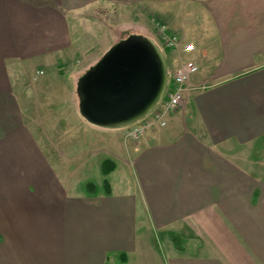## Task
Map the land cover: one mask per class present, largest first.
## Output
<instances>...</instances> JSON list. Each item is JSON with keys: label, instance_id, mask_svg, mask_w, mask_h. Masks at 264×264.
<instances>
[{"label": "crops", "instance_id": "1", "mask_svg": "<svg viewBox=\"0 0 264 264\" xmlns=\"http://www.w3.org/2000/svg\"><path fill=\"white\" fill-rule=\"evenodd\" d=\"M152 11L196 45L195 87L169 127L104 141L78 56L102 43L99 14H135L120 28L153 41ZM153 230L168 264H264V0H0V264H157Z\"/></svg>", "mask_w": 264, "mask_h": 264}, {"label": "water", "instance_id": "2", "mask_svg": "<svg viewBox=\"0 0 264 264\" xmlns=\"http://www.w3.org/2000/svg\"><path fill=\"white\" fill-rule=\"evenodd\" d=\"M168 66L159 47L139 34L122 39L79 79L81 114L92 124L123 127L136 122L162 98Z\"/></svg>", "mask_w": 264, "mask_h": 264}, {"label": "rangeland", "instance_id": "3", "mask_svg": "<svg viewBox=\"0 0 264 264\" xmlns=\"http://www.w3.org/2000/svg\"><path fill=\"white\" fill-rule=\"evenodd\" d=\"M195 10L197 12V14H196L197 19H202L205 16V14H206V12H205L204 15H201L203 13L202 6L199 9V7L197 5ZM152 13L153 14H151L152 15L151 19H148V24L151 25L152 30L157 34L158 26L156 24L159 22V23H162L163 25H166V23L163 20L160 21L158 15L156 13H154V11H152ZM99 15L97 16V20L96 21H92V23L97 26V28L99 30V33H100V36H103L102 37L103 38L102 39V43H100V46L97 44L95 52L92 55L86 56V55L80 54L78 56V60H80L81 63L79 64V67L77 68V71L75 70V72L77 73V75L75 76L77 82L86 73V71L90 67L95 65L96 62L105 54V52L109 48H111L115 43H117L118 41H120L122 39H125V38H127V37H129L131 35H134V33H132L133 32V29H131L132 27H129V26H125V27H122V28H120V27L122 25H125L126 23H128V21L137 20L138 18H137V16L135 14L134 15H124L123 14L122 16H120L118 21L115 20L117 15H115L114 13L111 14V15L102 14V15H100L102 17V20H103L102 22L99 21V19H100ZM181 19H182V21L184 23H186V26L189 29H192L194 27L191 24L192 21L189 18H186L185 16H182ZM193 23H195V22H193ZM118 27H119V30L114 33V30L118 29ZM153 41L158 46L161 45L160 49L163 50L162 53H163L164 56H166V63H167V65H168V67L170 69L174 66L175 59L180 60L179 58L192 57L193 54H194V53H190V54L188 53V54L180 55L179 53H176L175 51L167 50L166 48H164L162 46V43L160 42L159 37L157 35H156V37L153 38ZM187 42L188 41H184V43H187ZM94 48L95 47H92L91 50H94ZM84 63L87 66L85 68H84ZM69 71L70 70H66V69L62 70L60 72L61 73L60 75L64 78V77L68 76ZM58 75H59V73L56 74V76H58ZM68 77H71V76L69 75ZM75 77L74 76L71 77L73 79V80H71V83H74V78ZM31 81L33 82L32 85H36L37 90L41 91L44 88L43 85L39 84L42 81L41 78L36 79V80L31 79ZM76 87H77V85H76ZM194 87H195V85L191 81V83L189 85L188 93H190L191 90ZM67 88L69 89L70 86L67 87L65 84H64V86H62V89H66L67 90ZM41 95H42L41 92H39V94L38 93L37 94L34 93V97L32 95L31 99L35 100L39 96L41 97ZM79 103H80V99H79ZM72 105H73V109H74V101H72L68 105V107L71 108ZM35 106H36V104L34 103V109H35ZM46 115H47V112L44 110V111H42V117H40V118L36 117V119H34L37 122V125L39 126V128L46 127L47 122L49 120ZM72 122H74V120H72ZM76 125L80 126L79 124H76ZM167 125L165 126L166 128L169 127ZM127 126L128 125L123 126V127H110V129H113V130H100L101 131V136L100 137L104 141H111L112 143L113 142L114 143H117V142L121 143L124 140L126 141V140H128L126 138V136H125V130H126ZM100 127H102V126H100ZM104 128H109V127H104ZM43 135L46 136V134H43ZM48 137H50V135H48ZM132 141H134V140H132ZM75 162H76V164L78 163V161H75ZM87 162L89 163V161H87ZM93 164H94V161H93ZM97 164H98V161H97ZM126 170H127V173H128V176L126 177L127 181L121 182L122 183L121 185H123L124 187L128 186L129 190H132L131 186H133L136 189L135 184H136L137 180H136L135 176L133 174L129 173V168L126 169ZM92 177H94L96 180L98 178H100L98 175L94 176V174L92 175ZM81 184L83 185V183H81ZM105 185L106 184H105V180H104L102 187L103 186L106 187ZM152 241H153L152 245L154 246V249H155L156 253L158 254V258L156 257V263L157 264H168L166 245H165V241H164L161 233L156 231V230H153L152 231ZM181 241L183 242L182 239H181ZM182 245H184V244H182Z\"/></svg>", "mask_w": 264, "mask_h": 264}, {"label": "built area", "instance_id": "4", "mask_svg": "<svg viewBox=\"0 0 264 264\" xmlns=\"http://www.w3.org/2000/svg\"><path fill=\"white\" fill-rule=\"evenodd\" d=\"M157 26L158 37L164 48L179 54L196 52V45L193 42L183 43L166 25L158 22ZM179 59H175L171 69L168 67L167 85L160 101L145 116L126 127L125 136L128 140L137 141L150 130L165 127L169 115L184 106L192 77L199 71V63L194 56ZM38 73L43 74V71Z\"/></svg>", "mask_w": 264, "mask_h": 264}, {"label": "trees", "instance_id": "5", "mask_svg": "<svg viewBox=\"0 0 264 264\" xmlns=\"http://www.w3.org/2000/svg\"><path fill=\"white\" fill-rule=\"evenodd\" d=\"M102 166H103V172H104V174L107 175L112 170H114L115 163L113 161H110V160L107 159V160L103 161ZM105 184H106L105 186H106L107 191H109V184H108V181L107 180H105ZM88 186H91V183H89Z\"/></svg>", "mask_w": 264, "mask_h": 264}]
</instances>
